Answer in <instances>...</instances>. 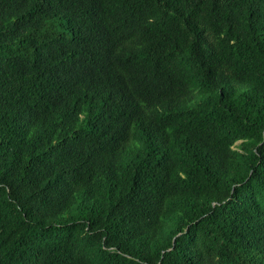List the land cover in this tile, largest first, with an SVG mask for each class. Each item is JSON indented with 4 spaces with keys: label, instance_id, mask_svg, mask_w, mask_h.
<instances>
[{
    "label": "trees",
    "instance_id": "obj_1",
    "mask_svg": "<svg viewBox=\"0 0 264 264\" xmlns=\"http://www.w3.org/2000/svg\"><path fill=\"white\" fill-rule=\"evenodd\" d=\"M0 264H264V0H0Z\"/></svg>",
    "mask_w": 264,
    "mask_h": 264
}]
</instances>
